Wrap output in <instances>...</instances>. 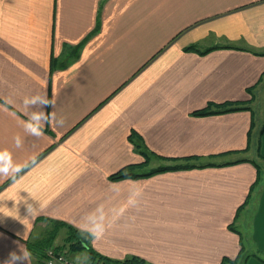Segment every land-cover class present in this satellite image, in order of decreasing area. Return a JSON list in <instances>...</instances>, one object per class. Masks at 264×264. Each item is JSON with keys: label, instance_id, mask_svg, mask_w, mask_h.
Wrapping results in <instances>:
<instances>
[{"label": "crops", "instance_id": "1", "mask_svg": "<svg viewBox=\"0 0 264 264\" xmlns=\"http://www.w3.org/2000/svg\"><path fill=\"white\" fill-rule=\"evenodd\" d=\"M263 90L264 0H0V149L21 166L0 176V264L48 221L112 261L235 264L241 211L245 263L264 264ZM209 105L232 110L193 115ZM254 129L262 166L245 156Z\"/></svg>", "mask_w": 264, "mask_h": 264}, {"label": "trees", "instance_id": "2", "mask_svg": "<svg viewBox=\"0 0 264 264\" xmlns=\"http://www.w3.org/2000/svg\"><path fill=\"white\" fill-rule=\"evenodd\" d=\"M191 49V48H188ZM211 105L207 106L203 110H199L196 112H193V115L197 116H203V115H209V114H216V113H223L228 112L232 109H222L218 111L211 110ZM193 166V165H192ZM190 165L185 166H178V167H168V168H158L153 171L145 172L143 174L133 176V177H146L150 176L159 172L168 171V170H175V169H188L192 168ZM194 167V166H193ZM134 174H131L129 172H125V170H120L112 175H110V180H118L121 178H126L129 176H132ZM49 222V228L46 231V234L42 237L41 240L38 242L32 243V246H29V250L31 253H33L36 256V264H45V251L50 248V246L53 245V241L57 235V233L60 231L59 228L65 229V240L69 243V251L70 252H84L87 254V257L91 261H95L98 264H145L142 259L138 257H130L123 259L121 261H112L110 259H107L99 254H97L91 247L90 241L92 239V236L88 233L81 232L73 228L72 226H69L65 224L64 222H56V221H48ZM52 224L55 226L54 228H51ZM66 244V243H64ZM31 247V248H30ZM33 247V248H32ZM224 264V263H223Z\"/></svg>", "mask_w": 264, "mask_h": 264}, {"label": "rangeland", "instance_id": "3", "mask_svg": "<svg viewBox=\"0 0 264 264\" xmlns=\"http://www.w3.org/2000/svg\"><path fill=\"white\" fill-rule=\"evenodd\" d=\"M263 92H264V90H263ZM260 98H261V104H262L263 96ZM260 98H258L256 103L254 105H252V109H253L252 114L255 116L254 121L257 124V128L259 131L261 129L263 118H264L263 109H262L263 104L260 106L258 105V102H260L259 101ZM258 135H259V132L256 129H254L251 132V135L249 136L250 138L248 141L249 151L246 152L245 156H246V158H250V159H252V161H255L257 165H260V162H259L260 159L258 160V156H257V144H256ZM260 166H262V164ZM260 168H261V171H263L264 166H262ZM260 182H259V184H260ZM259 184L257 185V188L259 187ZM249 212H250V214H248V212L246 214V212L241 211L237 215L235 226L233 228L236 231H238L239 235L241 236L242 245H243V249L241 251L240 257L236 261L235 264H246L245 262H246L248 255H249L248 250L249 249L253 250V247H251L250 232H249V229H250V222L249 221H250L253 213H252V211H249ZM50 227L54 228L55 226L52 224V226H50ZM59 229L62 230L61 228H59ZM63 231H65V229H63ZM64 243H66V244H64ZM60 244H62V245H58V244L53 243V245L50 247L55 248L56 251H58V252H61V253L63 252L65 254V257L68 258L69 260L78 261V260L73 258V254H78L79 252H70L69 248H68L69 243H68V241L65 240V238L63 239V241ZM44 263H45V261H44ZM224 264H226V262Z\"/></svg>", "mask_w": 264, "mask_h": 264}, {"label": "clouds", "instance_id": "4", "mask_svg": "<svg viewBox=\"0 0 264 264\" xmlns=\"http://www.w3.org/2000/svg\"><path fill=\"white\" fill-rule=\"evenodd\" d=\"M39 101L40 103H55V100H49L44 95H38L33 98L31 102L35 103ZM28 102V101H26ZM54 115V113L52 114ZM42 117L46 118V114L43 111L34 112L31 118L25 122V128L28 132L33 135L40 136L43 134V128L41 127V119ZM19 138H17V143H19ZM20 165L16 164L11 158V152L7 149H0V176L7 177L9 170L12 169L14 171H19ZM103 231L101 225L96 224L92 227L91 232L94 237H99ZM10 259L4 262V264H16L17 261H24L27 260L29 262L31 258V252L27 249L26 246L20 245V251L16 252L13 251L10 254Z\"/></svg>", "mask_w": 264, "mask_h": 264}, {"label": "built area", "instance_id": "5", "mask_svg": "<svg viewBox=\"0 0 264 264\" xmlns=\"http://www.w3.org/2000/svg\"><path fill=\"white\" fill-rule=\"evenodd\" d=\"M45 264H54V263H63V264H98L95 261L89 260H69L68 258L65 257V254L62 252L56 251L55 248H48L45 251Z\"/></svg>", "mask_w": 264, "mask_h": 264}]
</instances>
